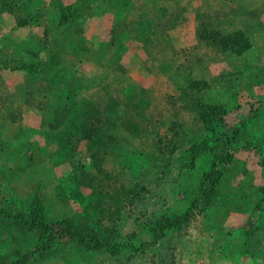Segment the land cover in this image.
<instances>
[{
	"label": "rangeland",
	"instance_id": "obj_1",
	"mask_svg": "<svg viewBox=\"0 0 264 264\" xmlns=\"http://www.w3.org/2000/svg\"><path fill=\"white\" fill-rule=\"evenodd\" d=\"M0 208V264H264V0H0Z\"/></svg>",
	"mask_w": 264,
	"mask_h": 264
},
{
	"label": "trees",
	"instance_id": "obj_2",
	"mask_svg": "<svg viewBox=\"0 0 264 264\" xmlns=\"http://www.w3.org/2000/svg\"><path fill=\"white\" fill-rule=\"evenodd\" d=\"M204 123L205 126L211 130L214 131L217 126H226L223 122V116L224 111L223 109L216 108V106L207 107L204 110ZM95 134V132H91V130L85 131L86 137L90 138ZM222 134L224 137L221 136V142L222 144H226L227 142V136L229 134V130L227 128H223ZM204 143H201L197 148L202 149L204 147ZM198 150V151H200ZM228 158V154L225 152H218L214 155V158L212 159L209 169L203 173L201 180L199 182V190H198V196L194 201L198 202V200H203L204 198H207L209 196L210 190L217 180V177L219 176L217 164L222 159ZM191 207L186 208L181 213L172 215L169 217H163L160 220H158L151 228V235L154 239L159 238L163 235L165 230L173 229L175 227H178L187 217V214L190 212ZM37 209L34 207L31 208L30 212L27 215H24L22 212H15L13 216V222L15 226L19 229L27 228V230H36L40 233L45 234V232H50L53 230L51 225L47 224L42 215L38 213ZM9 215V212L3 208H0V223L3 220V218L7 217ZM51 238L58 239V236H54L52 233ZM70 237H76L79 245L87 250H104L109 254H114L118 252L119 246L122 244L119 243H109V242H103L99 236L96 234L90 233L86 229L80 230V229H73L72 231H69ZM141 246H143L141 244ZM142 248V247H141Z\"/></svg>",
	"mask_w": 264,
	"mask_h": 264
}]
</instances>
